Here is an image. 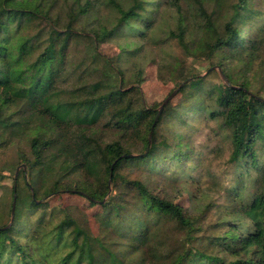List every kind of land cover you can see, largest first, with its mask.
Here are the masks:
<instances>
[{
    "label": "trees",
    "instance_id": "obj_1",
    "mask_svg": "<svg viewBox=\"0 0 264 264\" xmlns=\"http://www.w3.org/2000/svg\"><path fill=\"white\" fill-rule=\"evenodd\" d=\"M59 1L0 0V147L5 144V134L23 138L34 135L29 140L30 151L20 159L26 168L20 174L23 187L16 178L10 188L11 214L16 198L14 221L11 225V221H0V264H103L97 263L91 252L90 231L82 229L70 215L58 224L40 215L36 223L25 228V218L32 210L44 207L41 200L65 190L91 204H101L100 224L108 229L118 220L120 237L131 208L128 248L118 253L106 248L109 264H264V61L261 73L254 70L264 48V12L255 11L249 0H239L232 5L233 13L223 33L214 40L206 34L197 35L189 42L188 34L193 36L195 32L192 34L187 18L181 14L186 0H161L156 10L150 0H107L117 14V22L104 32L91 29L93 22L89 21L92 9L100 3L72 0L65 13L57 15ZM192 2L196 10L207 15L210 25L206 0ZM163 5L176 9L180 16L178 33L172 38L187 52L199 51L211 65L201 75L180 71L178 61L169 63L167 70L175 90L185 83L176 95H183L185 100L181 105H172L171 101L158 116L162 103L146 106L139 72L126 83L129 71L121 63L138 52L132 49L133 44L121 45L116 58L110 60L99 51L98 43L117 35L132 36L137 22L139 30L150 29ZM254 16L258 29L241 39V31L233 25ZM139 35L144 40L145 33ZM80 40L88 43L85 60L92 67L67 87L65 83L76 71L68 64V54ZM231 61L242 63L243 68L236 69ZM98 63L102 68L95 65ZM95 74L98 79H93ZM214 74L219 76L217 83L210 82ZM79 84L82 87L71 89ZM194 112L221 118L232 133V161H246L253 168L243 172L237 185L229 189L222 219L208 227L206 237L197 234L215 205L191 217L175 201L176 196H159L153 192L157 189L124 174L127 166H140L149 159L166 164L186 155L182 133L176 145L175 133L168 141L160 138V130L169 119L185 124L186 114ZM109 132L120 136L106 141ZM132 137L143 150L134 152L129 147ZM155 166L152 161L148 171L155 173ZM250 170L257 176L252 177ZM183 171L184 166L181 173L165 180L179 182L186 175ZM3 176L0 171V181ZM117 183L126 184L137 197L121 192L114 197L117 202L110 205L108 197ZM131 201L135 204L130 205ZM163 219L173 223V230L186 233L188 247L181 245L166 254L160 241L155 244ZM200 238L207 241L204 250L193 248ZM140 253L144 257L138 259Z\"/></svg>",
    "mask_w": 264,
    "mask_h": 264
},
{
    "label": "rangeland",
    "instance_id": "obj_2",
    "mask_svg": "<svg viewBox=\"0 0 264 264\" xmlns=\"http://www.w3.org/2000/svg\"><path fill=\"white\" fill-rule=\"evenodd\" d=\"M157 9V4L161 0H150ZM252 2L253 9L255 11L264 12V4L262 0H249ZM72 0H60L59 6L56 9V14L62 15L65 13L67 6ZM100 3L96 5L95 9H92L90 22H93L91 29L97 31H109L115 25L117 14L114 8L107 5V0H95ZM239 3V0H206L205 7L207 8V14L211 18L210 25L208 23L207 15H204L200 11L196 10L192 0H186L182 4L181 14L187 18V24L190 25V30L195 34L190 36L188 34V41L199 37L204 34L209 35V38L214 40L217 34L223 33V26L227 18L233 13L232 5ZM62 7V8H61ZM64 9V11H62ZM179 13L176 9H172L169 6L163 5L160 8V12L156 18L154 25L148 30H139L140 22H137L136 29L132 32V36L122 35L115 38L108 37L98 43L99 51L107 58L115 59L120 52V47L127 42L133 44L132 49H136L138 52L130 60L125 63H121L122 67L128 69L127 81L134 80L133 73L139 72L142 79V89L146 97V106L154 107L155 104L162 103L176 88V84L170 81L169 72L167 66L169 63L179 62L178 66L180 71L186 74H201L205 75L206 70L210 67L211 63L206 60L205 56L197 50L187 52L178 44L177 40L172 38L173 33H178L179 25ZM257 16H254L252 20L241 19L236 22L233 27L240 30V38L246 39L252 32L256 31L259 27ZM255 24V25H253ZM201 25V26H200ZM212 25V26H211ZM249 25H253L249 27ZM212 27V28H211ZM201 28V29H200ZM79 29L82 30L80 27ZM140 33H145L144 40L141 39ZM191 34V35H192ZM88 43L86 40H80V43H76L72 46L68 54V64L72 69H76L74 75L69 78L65 83L66 86L70 85L72 81L78 79L85 74L88 68L89 62H86L85 56L87 52ZM142 49L140 52L139 50ZM261 61H264V48L259 53V57L256 60L255 72L261 73L262 66ZM233 67L238 70L243 68L242 63L231 61ZM102 68L101 63L95 64ZM94 69V68H92ZM258 75V74H257ZM163 78H161V77ZM98 74L93 75V79H98ZM166 80V81H165ZM211 83L219 82V76L217 74L210 77ZM125 83V85H126ZM82 87L81 84L73 86L71 89L75 90ZM183 95H178L172 100V105L183 104ZM188 104V103H186ZM9 112V111H8ZM185 124H178L174 119H169L160 130V138L169 141L172 134H176L175 143L178 145V135L182 133L187 154L180 156L176 162L168 161L166 164L163 161L148 160L140 166H127L124 170V174L132 180L142 181L144 184L151 187V189H157L153 192L159 196H176V202L189 211V216L195 217V212H202L207 206L215 205L216 208L213 212H210L208 216L202 221L200 227L202 230L198 235L206 237L209 235L208 227L213 226L222 219L223 206L228 204V199L225 200L229 189L237 185V181L240 175L248 170L246 161L236 164L232 161V155L234 151L232 143V133L224 125L221 118L211 119L204 114L194 112L192 114H186ZM99 132H101L99 130ZM2 136V140H5V144L0 147V171H3L4 176L0 181V221L9 223L11 221V202L12 194L10 188L14 184L16 178L20 179L23 187V175H20L24 168L20 164L21 155L28 154L30 151L28 145L29 140L34 135L30 134L28 137L23 138L20 135L13 137V135L5 134ZM120 136L117 133L109 132L105 139H114ZM129 147L134 152H140L143 150V145L135 141V137L131 138ZM170 143V142H169ZM177 149V148H176ZM264 157V156H263ZM155 163V167L159 169L155 170V173L148 171L149 165ZM264 162V158L261 159ZM184 166L185 176L179 182L166 181L165 178L173 177L176 174L182 172ZM253 169V168H249ZM26 170V168H25ZM157 171V173H156ZM252 177H256L257 173L254 170H250ZM259 174V173H258ZM29 179L28 175H24ZM245 177V176H244ZM243 177V178H244ZM177 183V184H176ZM74 184V183H73ZM180 187L179 188L176 187ZM126 184L117 183L113 186V192L108 197L111 200V204H114L119 193H129L130 198H136L132 195L130 189L126 187ZM190 193L193 194L190 196ZM113 199V200H112ZM127 199V197H126ZM44 202L43 208L32 210L30 215L25 218V228H29L36 223V220L40 218V215L52 223L58 224L66 219V216L70 215L77 220L78 225L85 230L90 231L91 235V252L93 257L98 262L103 264L108 263V256L106 248L111 252L118 253L124 247L128 248V239L126 237L129 227L132 224L133 214L131 215V208L128 210L125 223H124V235L120 237L118 234L119 227L114 224L108 226L105 229L100 224L98 219L99 214L102 212L101 204H91L88 200L82 198L80 195L73 193L72 191H61L52 197L41 200ZM137 201H139L137 199ZM131 204H135L132 201ZM136 215V213H135ZM155 217H157L155 215ZM228 219V216L226 217ZM157 239L155 244L160 241L163 251L168 254L175 247L185 246L188 247L190 242L187 241L186 233H179L173 230V223L166 222L165 219L160 221L157 228ZM154 231V229H152ZM102 241V242H99ZM207 247V241L205 238H200L193 243V248L204 250ZM89 251V248H88ZM90 252V251H89ZM125 250L120 254L123 257ZM138 259L144 256L140 253ZM135 257V256H133ZM86 261V260H85Z\"/></svg>",
    "mask_w": 264,
    "mask_h": 264
},
{
    "label": "water",
    "instance_id": "obj_3",
    "mask_svg": "<svg viewBox=\"0 0 264 264\" xmlns=\"http://www.w3.org/2000/svg\"><path fill=\"white\" fill-rule=\"evenodd\" d=\"M222 77L225 79L226 82H228V80L226 79V77L224 76V74L222 73ZM185 85V83H183L181 85L180 88H182L183 86ZM180 88L174 90L161 104V106L159 107V113H158V116L161 115L162 111L164 110V108L176 97V95L178 94ZM157 120V119H156ZM152 133L151 132V135H150V140L152 138ZM25 168V166H23ZM15 209H16V198L14 200V203H13V209H12V214H11V223L10 225L13 223L14 221V218H15ZM9 225V226H10Z\"/></svg>",
    "mask_w": 264,
    "mask_h": 264
}]
</instances>
